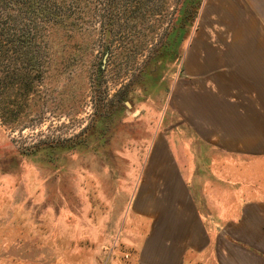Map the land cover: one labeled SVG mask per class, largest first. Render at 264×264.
I'll return each mask as SVG.
<instances>
[{
	"label": "rangeland",
	"instance_id": "obj_1",
	"mask_svg": "<svg viewBox=\"0 0 264 264\" xmlns=\"http://www.w3.org/2000/svg\"><path fill=\"white\" fill-rule=\"evenodd\" d=\"M5 1L0 264H134L136 176L153 135L176 126L170 96L204 0H35L64 26L28 47L17 91L6 34L19 33L8 11L19 15Z\"/></svg>",
	"mask_w": 264,
	"mask_h": 264
},
{
	"label": "crops",
	"instance_id": "obj_2",
	"mask_svg": "<svg viewBox=\"0 0 264 264\" xmlns=\"http://www.w3.org/2000/svg\"><path fill=\"white\" fill-rule=\"evenodd\" d=\"M130 200L134 264H264V0H204Z\"/></svg>",
	"mask_w": 264,
	"mask_h": 264
},
{
	"label": "trees",
	"instance_id": "obj_3",
	"mask_svg": "<svg viewBox=\"0 0 264 264\" xmlns=\"http://www.w3.org/2000/svg\"><path fill=\"white\" fill-rule=\"evenodd\" d=\"M6 2L8 3V1L0 0V6L5 8ZM9 2L13 3L19 15V17H15L12 15V11H8L9 18L12 21V23H10V28H17L19 33L13 36H10L9 32L6 34L9 44H17L15 51L20 56L18 60L20 61L21 67H16L11 70L9 80L11 81L12 90L17 91L25 88V83L27 84L31 74V70L28 67L29 60L31 59V56L28 55L30 51L28 47L32 45L36 47V45H40L42 42H50L52 36H56L55 32L51 33L54 31L53 28L57 25L60 27L64 26V21L58 20V22H54L57 16L53 15V4L51 3L48 4L49 9L39 8L40 10L37 12L35 0H9ZM44 24H46L45 26H47L48 29L43 32L44 29L42 27H44ZM4 28L6 27L4 26ZM20 28L23 30L21 31ZM10 33L13 34V32Z\"/></svg>",
	"mask_w": 264,
	"mask_h": 264
}]
</instances>
